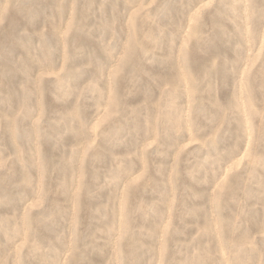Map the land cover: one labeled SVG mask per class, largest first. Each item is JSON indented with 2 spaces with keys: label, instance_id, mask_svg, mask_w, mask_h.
Instances as JSON below:
<instances>
[{
  "label": "rangeland",
  "instance_id": "1",
  "mask_svg": "<svg viewBox=\"0 0 264 264\" xmlns=\"http://www.w3.org/2000/svg\"><path fill=\"white\" fill-rule=\"evenodd\" d=\"M0 264H264V0H0Z\"/></svg>",
  "mask_w": 264,
  "mask_h": 264
}]
</instances>
